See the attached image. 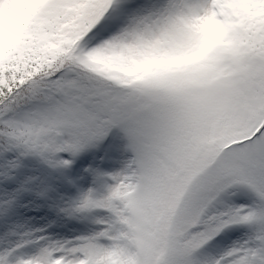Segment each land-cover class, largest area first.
<instances>
[{"label": "snow or ice", "instance_id": "6c2138e0", "mask_svg": "<svg viewBox=\"0 0 264 264\" xmlns=\"http://www.w3.org/2000/svg\"><path fill=\"white\" fill-rule=\"evenodd\" d=\"M0 16V220L32 205L98 226L25 232L0 264H264V0Z\"/></svg>", "mask_w": 264, "mask_h": 264}, {"label": "rangeland", "instance_id": "374dc122", "mask_svg": "<svg viewBox=\"0 0 264 264\" xmlns=\"http://www.w3.org/2000/svg\"><path fill=\"white\" fill-rule=\"evenodd\" d=\"M4 18L0 16V30L4 27ZM89 185L84 182L83 187ZM50 212L47 208L26 205L17 210V214L10 221L0 220V251L8 250L15 247L20 242V237L25 232H35L36 229L43 228L44 232L39 235L49 236L54 240H71L77 236L88 235L97 230L98 226L93 223V218L72 219L67 217H57L55 213L51 215L40 213ZM36 248L27 246L20 249L18 254L31 256L35 253Z\"/></svg>", "mask_w": 264, "mask_h": 264}]
</instances>
